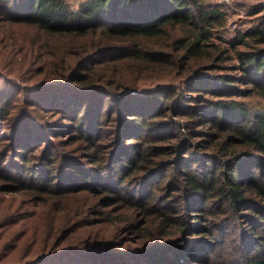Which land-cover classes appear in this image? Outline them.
<instances>
[{"label": "trees", "instance_id": "trees-1", "mask_svg": "<svg viewBox=\"0 0 264 264\" xmlns=\"http://www.w3.org/2000/svg\"><path fill=\"white\" fill-rule=\"evenodd\" d=\"M225 17L203 0H84L77 8L67 0H0V141L12 127L27 169L28 152L40 157L39 140L27 132L53 136L54 123L79 132L66 143L49 138L41 169L28 174L32 187L22 186L53 205L39 224L36 212L0 198V264L200 263L204 251L190 249L196 235L215 243L209 264H229L228 251L219 259L215 250L224 243H216L222 217L255 210L264 223V110L250 103L264 98V19L231 43L237 75L225 66L229 49L212 41ZM180 60L193 66L182 79L138 85L144 65L174 79ZM130 61L139 66L134 78ZM34 72L38 84L25 83ZM133 181H143L139 195L147 192L140 205L118 194ZM71 198L80 202L74 207ZM139 207L145 224L131 214ZM104 225L117 232L94 230ZM128 232L140 246L114 244ZM256 234L242 236L231 264H264V232Z\"/></svg>", "mask_w": 264, "mask_h": 264}, {"label": "rangeland", "instance_id": "rangeland-1", "mask_svg": "<svg viewBox=\"0 0 264 264\" xmlns=\"http://www.w3.org/2000/svg\"><path fill=\"white\" fill-rule=\"evenodd\" d=\"M74 8H77L81 2L84 0H67ZM205 3L208 4H213V5H219L221 6L224 14L226 15L225 17V24L220 27V29L217 30L216 35L212 38V41L214 43H217L220 47L223 48H228L229 53L228 55L230 56V60L226 61L225 66L228 67V72L235 73L237 75H241L242 71L237 70L236 72L233 71V68L236 64L239 63V58L237 56L236 50L232 48L231 43H235L240 36L241 33H243L245 30L251 27H255L260 24L261 19H264V10L263 11H256L257 8L261 5H264V0H203ZM176 34V33H173ZM29 41V39L27 40ZM26 41V42H27ZM4 41L0 42V58L3 57V55L6 52V49L3 47ZM239 50H245L247 49L246 46L244 45H239L238 46ZM22 50V47H19L17 50H15V55L12 56L11 60V66L17 67V64L19 63V60H21L22 55L20 54ZM2 61V60H1ZM209 61H207L208 63ZM190 61L187 60H180L178 61V64L174 67V72L176 74V78L172 79H167L169 75H166L164 73H159V70L154 67L152 64L151 65H144L142 67V71H140L139 77L138 78V85L142 86L143 88L154 86L155 84H159L161 82H171L175 81L177 79H182V76L191 70L193 68L192 64H190ZM126 67L128 65L130 66L128 73L130 74V78H134L135 75L137 74L133 68H137L138 63L130 61L128 62V65L125 64ZM42 64H36L37 69L42 67ZM132 68V69H131ZM0 70L3 71V69L0 66ZM5 71V70H4ZM6 72V71H5ZM34 74H29L27 79H24L25 83L31 84V85H37V75ZM10 75H13L12 73ZM246 86H242L241 88H245ZM24 94V93H23ZM193 95H197V93H192ZM251 106H253L257 110H264V98L254 95L251 97ZM35 114V113H34ZM39 117L42 116L41 112L38 113ZM55 117L53 119H58V115H54ZM51 118V120H53ZM61 119H58L60 121ZM65 120V119H64ZM69 120H65V122H68ZM55 124V128H57L56 132L53 133V136H50L48 134L47 137H43L45 135H38L34 134V131L27 132L25 134V137L27 138H36L38 141L37 147L38 149L34 153L35 156L41 158L43 157V150L47 146L46 143L51 139V141H56V140H62L64 143L67 141H70L72 137L78 136L79 132L78 131H73L72 127H68L69 125H59ZM6 126V125H4ZM71 126V125H70ZM12 127L6 126L3 130H1V135L4 136V139L0 141V169L3 170V172L6 175H0L1 177L7 178L2 179L0 178V192L2 194L0 195V198H6L9 200V203L13 205L12 209L13 210H25L26 212L32 211L36 212L35 220L36 224H39L40 220H42L41 215L43 214L44 210H49L53 212V205L52 204H45L47 203L44 201V196H42L39 192L32 191V189L28 190H23L24 188L22 186H26L28 184V188L32 187L33 182H30L28 178V174L32 175L36 170L41 169V164L42 161L41 159L33 158L30 152H28V156L30 159L34 161L31 167H23L25 162L22 160V154L20 153L23 151V148H19V144H17L14 139L12 138V133H10L9 129ZM45 134V132L43 133ZM42 136V137H41ZM8 138V139H5ZM41 138V139H39ZM106 138L102 139L103 142H106ZM126 143H132L134 142V139H129L128 137L124 140ZM75 144H71L70 147L74 146ZM42 155V156H41ZM120 158V157H119ZM30 168V169H29ZM170 173L168 174V176ZM9 176V177H8ZM103 177H98L97 179L100 180ZM9 179V180H8ZM154 179L152 180V182ZM106 182H113V180H109L106 178ZM143 181H133L132 184L128 185V187L121 185V188H119L118 194H120L125 200H132L133 197H135V201H138L139 205L142 204V201L147 200L144 198V195L146 193H141L142 195H139L140 190L142 189ZM158 180L156 181V183ZM99 185V183H97ZM116 187V186H115ZM114 187V188H115ZM145 187L147 188L146 191H149L150 188L152 189L154 186L152 185H147L145 184ZM144 187V188H145ZM143 191V190H142ZM82 193L80 194H75V197H80ZM113 196V194H111ZM103 200V199H102ZM134 200V199H133ZM71 204L75 207L79 202V198L76 199H70ZM122 203H118L116 205V210H114L113 215L114 216H119V214L122 213L121 210V205ZM21 206V208H19ZM18 207V208H17ZM135 220L139 224H145L146 216L144 213V209L139 207L135 208V211L131 213ZM250 214V215H249ZM259 212L252 210H246L240 213H236L233 215H230L228 217H222V223L221 226L222 231L219 235V240L216 242L217 245L222 243V246L218 245V248L215 249L218 252V256L220 257L219 259H222L224 256H227L229 264L236 262L237 257L240 255L239 250L242 252V249L245 247V245L241 242L242 241V236L245 234L247 235H254L256 232L257 234H261L264 232V223L257 221L259 217ZM51 217H48V220ZM108 227L110 226H100V227H95L94 230H97L98 233L102 232L105 235H110L112 231H116V229L113 230L112 227L110 231H108ZM224 228H227V231L224 232ZM101 229V231H99ZM94 232V231H93ZM117 232V231H116ZM88 233H86L87 235ZM256 234V235H257ZM221 236V238H220ZM77 237V235L75 236ZM90 237H94L93 235H90ZM196 239H200L198 241H195ZM192 240V246L190 249H193L194 253L199 252L200 250H203L204 253L202 257H200V263H196L194 261H189V264H209V259L208 257L205 256V253L208 252V250H211L210 248H215V245H211L212 239L209 238L208 236H203V235H196L192 236L190 239ZM221 240V241H220ZM203 242L204 245L200 246V243ZM114 244H119L121 248H135L137 246H140L138 243L140 241H137L136 235H132L130 232L128 233H120L118 236L113 240ZM178 242V241H176ZM180 242V241H179ZM212 242V243H211ZM200 246V247H199ZM204 246V249L202 247ZM211 246V247H210ZM228 251V252H227ZM227 252V253H226ZM226 253V254H224ZM230 253H232V256H230ZM224 254V256H221ZM143 259H138L137 264H148V262L142 261ZM144 262V263H143Z\"/></svg>", "mask_w": 264, "mask_h": 264}]
</instances>
